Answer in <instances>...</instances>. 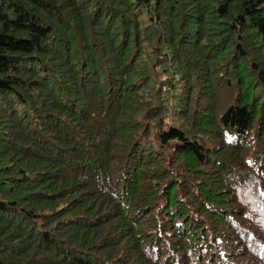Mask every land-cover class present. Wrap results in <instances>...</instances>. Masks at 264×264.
<instances>
[{
  "label": "trees",
  "instance_id": "obj_1",
  "mask_svg": "<svg viewBox=\"0 0 264 264\" xmlns=\"http://www.w3.org/2000/svg\"><path fill=\"white\" fill-rule=\"evenodd\" d=\"M0 264H264V0H0Z\"/></svg>",
  "mask_w": 264,
  "mask_h": 264
}]
</instances>
